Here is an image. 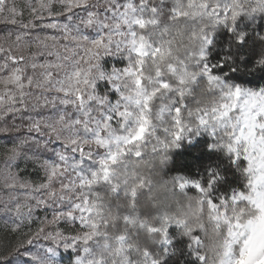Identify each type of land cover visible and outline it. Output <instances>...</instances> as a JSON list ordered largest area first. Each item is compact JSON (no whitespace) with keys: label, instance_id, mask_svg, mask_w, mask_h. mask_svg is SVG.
<instances>
[{"label":"snow or ice","instance_id":"1","mask_svg":"<svg viewBox=\"0 0 264 264\" xmlns=\"http://www.w3.org/2000/svg\"><path fill=\"white\" fill-rule=\"evenodd\" d=\"M25 4L27 18L18 0H0V26L9 29L0 36V213L19 233L35 209L62 207L23 239L0 244V264H57L59 248L75 251L74 264H160L153 245L169 242L170 224L192 236L202 264H264V88L225 83L197 62L211 43V28L235 30L242 15L264 12V0ZM38 28L58 34L41 35ZM186 36L202 41L198 54H180L177 42ZM108 57L122 63L106 66ZM201 82L217 98L193 111L185 100ZM161 127L166 140L157 135ZM201 129L218 137L212 147L247 161L245 189L217 204L208 199L210 187L185 179L174 185L181 194L195 183L203 196L188 197L174 214L154 206L155 215L145 217L139 198L152 182L131 162L145 161L149 145L157 154ZM20 160L38 165L43 179L22 178Z\"/></svg>","mask_w":264,"mask_h":264},{"label":"trees","instance_id":"2","mask_svg":"<svg viewBox=\"0 0 264 264\" xmlns=\"http://www.w3.org/2000/svg\"><path fill=\"white\" fill-rule=\"evenodd\" d=\"M210 31L213 34L210 37L211 43L204 49L206 53L203 63L209 66L212 74L224 78L226 82L235 86L264 88V66L258 63L264 56V12L251 16L242 15L236 23L235 30H232L230 25L218 24ZM240 33L245 34L243 41L238 39ZM182 43L187 42L184 39ZM216 98L201 82L195 87L192 95L187 97L185 104L195 111L197 108L210 105ZM167 126V123L162 125ZM162 127L159 128L157 135L161 140H166ZM152 143H156L155 139ZM216 143H218L216 135L201 130L190 132L189 137L184 141L179 140L176 147L164 150L161 146L157 154L151 152L149 145L145 149L147 154L145 161H141L140 166L159 181V186L151 193L147 189L143 191L139 198L140 213L145 217L155 215L157 209L154 206H159L161 210L174 214L180 205H187L188 197L202 196V192L195 188L184 190L181 194L180 190L173 186L179 183L176 178L189 179L199 182L202 187H210L208 199L217 204L222 199L230 198L234 191L244 190L245 177L241 169L246 167L247 161L242 156L237 160L225 147H212ZM164 156L170 159L161 165L160 161ZM133 161L135 162V159ZM123 195V192L117 193L118 198H122ZM193 235L201 237L207 243V238L201 230H195ZM169 237L172 243L153 245L155 257L160 260V264H202L199 259V246L194 244L192 236L184 233L183 227L177 231L172 230ZM145 239L142 233L139 237L140 242L143 243Z\"/></svg>","mask_w":264,"mask_h":264},{"label":"rangeland","instance_id":"3","mask_svg":"<svg viewBox=\"0 0 264 264\" xmlns=\"http://www.w3.org/2000/svg\"><path fill=\"white\" fill-rule=\"evenodd\" d=\"M122 2H123V0H122ZM18 3L21 6L24 7L25 18H27V7H26V4H25V0H18ZM45 22H47V21H45ZM8 30H9L8 28H6L4 26H0V36L4 35ZM35 31L39 32L41 35H44V34L57 35L58 34L56 32V30H49V29H40V28H38ZM177 44H178L180 50L183 51V49L185 48L186 44L182 43V41H179V40H178ZM32 51H35V49L33 48ZM205 53L206 52H204V55H205ZM43 59L44 58H41V62H43ZM49 59H51V58H49ZM120 63H122V61H120V59L116 58V57H108V58L105 59V64H106V66H109V67L112 64H117L119 66ZM218 77H220V76H218ZM222 79H223V81L225 83H228V82H226V80L224 78H222ZM105 87H107V86L102 84L101 85V91H103ZM244 88H248V89H252V90H259L260 89V88H251V87H244ZM158 130H160V129H158ZM201 130L202 131L211 132V130H205V129H201ZM212 135H215V134L212 133ZM187 137H189V134L188 135L186 134L180 140L184 141ZM0 167H3V158L2 157H0ZM16 167L18 168L22 178L30 180L33 183H38V182H40L43 179L42 171L39 169L38 165L34 164L31 161L20 160L17 163ZM175 180H177L178 182H181L182 180H185V179L184 178H176ZM186 180L191 181L189 179H186ZM192 182H195V181H192ZM189 188H195V189L200 191V189H198L195 186V183L187 184L186 188L184 190L187 191ZM0 195H2V193H0ZM202 196H203V193H202ZM60 207H62V205H59V206L56 205L55 207H53V206L41 207V208L35 209L34 213H33V216H32V219H31V222L26 224L21 229V231L19 233L12 232V231H10L9 227L5 226L3 221L5 219H7V216L5 214H3V213H0V244H9V243L15 242L18 239H23V233L28 232V231H34L40 225V223L42 221H44L45 219H50L52 214L54 213V211L57 208H60ZM9 223H10V221H9ZM76 226H78V225H74L73 227H76ZM182 227L183 226L176 225V224L175 225H169L168 232H169V230H171V232H169V234L171 235L172 234V230L175 229L177 231V230H180ZM170 243H172V240L169 237V242H167L166 245H168ZM49 244H50V242L41 240V245L40 246L41 247H47V246H49ZM75 256H76L75 251H73V250H64L63 248H59L57 250V255H56L57 264H74Z\"/></svg>","mask_w":264,"mask_h":264},{"label":"clouds","instance_id":"4","mask_svg":"<svg viewBox=\"0 0 264 264\" xmlns=\"http://www.w3.org/2000/svg\"><path fill=\"white\" fill-rule=\"evenodd\" d=\"M251 2V0H245V4H249ZM212 32H210V37L212 36ZM186 40V46L185 48L183 49V51L179 50L180 54L184 55V54H187V55H191L192 53H199V49L202 45V41L199 40V39H189L187 36L184 38ZM187 58V57H186ZM264 58V57H261V59ZM197 62H203V61H197ZM191 63V61H190ZM261 66H264L262 64H259ZM197 71H202V69H196ZM176 147V146H174ZM215 148H220V146L218 145L217 147ZM170 157L168 156H164L163 159L160 161L161 165H163V163L167 160H169ZM140 163L141 162H134L132 161L131 162V165L135 164L136 166L133 167L131 166L132 168H135L136 170V173L139 177H142V178H147L148 180H150L152 183H151V192H153L154 190L158 189V186H159V181L153 176V175H150L147 171H145L141 166H140ZM135 182V177H131L130 180H129V183L132 184ZM174 186V185H173ZM149 192V193H151ZM109 197H111V193H109ZM61 203H70L69 202H61ZM193 203V208L195 207V201L193 200L192 201ZM60 203H57V206H59ZM180 209H178L179 211ZM185 211H187V208L184 209ZM109 220H111V217L108 218ZM205 223H208L207 220L205 219ZM114 231V229H113ZM208 232H209V236H211L213 239H216L217 238V234H216V230L212 227L211 224H209L208 226ZM206 251H208V254L211 255L212 254V250L207 248L205 249Z\"/></svg>","mask_w":264,"mask_h":264}]
</instances>
